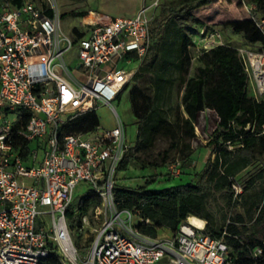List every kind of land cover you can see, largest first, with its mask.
Here are the masks:
<instances>
[{
  "label": "built area",
  "instance_id": "2783aa9c",
  "mask_svg": "<svg viewBox=\"0 0 264 264\" xmlns=\"http://www.w3.org/2000/svg\"><path fill=\"white\" fill-rule=\"evenodd\" d=\"M241 1L250 11L256 7ZM54 2L0 0V264L261 261L262 247L249 248L240 258L227 241V228L214 238L207 221L194 216L202 226L189 217L176 234L148 236L128 223L130 210H119L115 203L117 168L135 144L114 102L130 92L136 74L155 52L158 1L142 5L133 17L82 19L72 36L63 32ZM260 27L264 30V18ZM73 50L78 56L69 62ZM239 51L250 83L249 65ZM253 55L262 97L264 52ZM101 108L113 113L112 127L101 124ZM90 113L99 118L94 130L67 132L74 119ZM26 114L30 117L23 124ZM179 171L172 167V174ZM232 180L234 199H239L244 186L237 177ZM82 183L90 185L101 204L82 217L80 230L89 229L91 222L100 226L94 240L88 245L85 238L79 247L67 218Z\"/></svg>",
  "mask_w": 264,
  "mask_h": 264
},
{
  "label": "trees",
  "instance_id": "16d2710c",
  "mask_svg": "<svg viewBox=\"0 0 264 264\" xmlns=\"http://www.w3.org/2000/svg\"><path fill=\"white\" fill-rule=\"evenodd\" d=\"M214 1H168L161 6L159 14H155L156 49L150 62L136 74L129 92L131 110L138 125L137 141L124 155L116 174L125 171L139 151L151 149L160 138L168 139L173 148L185 143L184 147L189 149L198 136L195 123L204 111H212L217 126L207 144L210 155L203 170L193 174L189 183L161 189H152L148 184L130 188L115 180L114 195L119 210L138 211L141 222L136 228L143 234L154 238L164 230L176 234L180 226L194 216L207 221V231L214 238L221 237L227 228V241L241 258L249 248L260 246L264 250V189L249 191L260 176L253 177L244 186L239 199H234L232 188V178H238L264 156V99L250 96L245 61L239 49L232 45L219 44L204 49L196 65L193 64L194 37L199 35L198 27L202 26L196 12ZM247 1L264 15V0ZM76 16L84 17L86 13ZM224 26L242 34L248 43L259 44L264 49V30L256 16ZM175 87L182 96L173 108L170 102ZM173 109L174 117L169 118L168 113ZM29 117L25 115L23 124ZM98 125V116L90 113L74 119L67 126V132H90ZM184 165H192L189 157L184 158ZM218 193L226 198L229 209L222 216L221 224L210 208L212 197ZM100 204L99 197L90 190L77 207L70 208L67 219L72 232H76L77 246L81 247L85 235L80 230L82 217ZM237 208L242 211H236ZM228 219L232 221L229 225ZM87 242L90 244L92 239ZM52 261L59 263L58 259ZM240 261L239 264H254L242 258ZM256 264H264V258Z\"/></svg>",
  "mask_w": 264,
  "mask_h": 264
},
{
  "label": "rangeland",
  "instance_id": "374dc122",
  "mask_svg": "<svg viewBox=\"0 0 264 264\" xmlns=\"http://www.w3.org/2000/svg\"><path fill=\"white\" fill-rule=\"evenodd\" d=\"M37 4L41 2H48V0H34ZM150 4L154 0H55L54 4L57 7L61 17L62 30L64 33L72 36V29L79 27L81 20L86 17H131L135 14L141 4ZM155 14H159L161 6L168 1L174 0H157ZM74 12V13H73ZM86 13L84 17H77L76 14ZM67 14L64 18L63 15ZM197 17L202 22V26L198 27L199 35L194 37L195 47L192 48L193 64L196 65V60L199 53L204 49H209L219 44H229L239 50H243L244 58L249 65L251 73V81L249 83L250 96H256L259 99H264V96H259L257 88L256 57L250 56L252 53L262 54L264 49L261 45H252L248 43L242 34L236 33L230 28H226L224 24L232 21L244 20L256 16L258 19H263L264 15L255 7L252 11L246 7L241 0H216L211 4L206 5L196 12ZM250 53V55H249ZM76 50H73L68 55L69 62L77 58ZM255 65V67L253 66ZM255 71V72H254ZM182 92L178 87H175L172 92V100L170 105L174 108L181 100ZM114 107L122 116L126 128L128 139L132 144L137 141L138 125L134 117L131 104L129 101V93L123 95L121 100L114 102ZM175 110H170L169 118H173ZM101 124L110 128L114 125V115L106 108H101L98 111ZM216 115L212 111H204L196 125L197 139L191 143L189 149L184 147V144L179 148H173L168 139L160 138L154 147L147 151H139L136 158L128 165L127 169L118 172L115 176L116 181L120 184L130 188H137L144 185H149L152 189H161L164 187L179 186L189 183L192 175L200 173L210 155V148L207 146L212 138V134L217 126ZM189 157L192 165L189 167L184 165V158ZM166 159V161H164ZM176 165L179 167V175L172 174V167ZM256 176H260L254 186L249 190H263L264 189V156L259 157L249 168L244 170L239 175V182L243 186H247L248 182ZM155 178V181L153 179ZM90 191V185L82 183L78 186L75 192V200L72 207H77L80 200ZM226 198L218 193L212 197L210 201V208L221 224L223 222L222 216L229 212L227 208ZM236 211L241 212L242 209L237 208ZM77 215L78 210L75 209ZM130 213L132 217L129 219ZM125 214L128 223L134 228L141 222L140 214L136 210H132ZM99 223L91 222L89 229H84L82 233H86L84 241L81 246L85 244V238L94 240L96 236V229L99 228ZM79 231V230H78ZM77 231V232H78ZM160 231V235H171L169 230ZM80 232V231H79ZM76 234V232H74ZM91 243V242H90ZM89 245V244H88Z\"/></svg>",
  "mask_w": 264,
  "mask_h": 264
},
{
  "label": "bare ground",
  "instance_id": "6f19581e",
  "mask_svg": "<svg viewBox=\"0 0 264 264\" xmlns=\"http://www.w3.org/2000/svg\"><path fill=\"white\" fill-rule=\"evenodd\" d=\"M154 2H152V3H150V4H145V5H151V4H153ZM145 5H143V6H145ZM99 17H86L85 19H87V20H97ZM190 221H192V222H194V223H196L197 225H200V226H202L203 224H202V222L201 221H199V220H197L196 218H194V217H190Z\"/></svg>",
  "mask_w": 264,
  "mask_h": 264
},
{
  "label": "crops",
  "instance_id": "0c3cea01",
  "mask_svg": "<svg viewBox=\"0 0 264 264\" xmlns=\"http://www.w3.org/2000/svg\"><path fill=\"white\" fill-rule=\"evenodd\" d=\"M142 5H143V3H142V1H141L140 7H141ZM140 7H139V8H140ZM138 10H139V9H138ZM136 13H137V12H136ZM136 13H135V14H136ZM135 14H133L131 17H133ZM117 17H120V16H117ZM105 18H115V17H113V16H109V15H108V16H103V17H101V18L99 17L98 19H105ZM98 19H97V20H98ZM163 232H165V231H163Z\"/></svg>",
  "mask_w": 264,
  "mask_h": 264
}]
</instances>
